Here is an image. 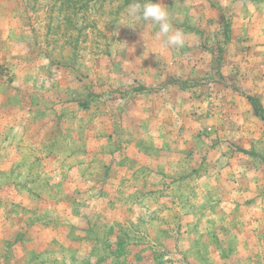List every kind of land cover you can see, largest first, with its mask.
Here are the masks:
<instances>
[{
  "label": "rangeland",
  "instance_id": "rangeland-1",
  "mask_svg": "<svg viewBox=\"0 0 264 264\" xmlns=\"http://www.w3.org/2000/svg\"><path fill=\"white\" fill-rule=\"evenodd\" d=\"M133 2L0 0V264H264V0Z\"/></svg>",
  "mask_w": 264,
  "mask_h": 264
},
{
  "label": "clouds",
  "instance_id": "clouds-1",
  "mask_svg": "<svg viewBox=\"0 0 264 264\" xmlns=\"http://www.w3.org/2000/svg\"><path fill=\"white\" fill-rule=\"evenodd\" d=\"M126 14L129 18L144 22L151 21L152 24L158 25L159 31L156 33V38H162L166 48L181 49L185 46V33L174 28L170 19L171 13L163 3H154L152 0H144L141 3L140 0H135L128 6ZM122 25L131 26L129 24Z\"/></svg>",
  "mask_w": 264,
  "mask_h": 264
}]
</instances>
